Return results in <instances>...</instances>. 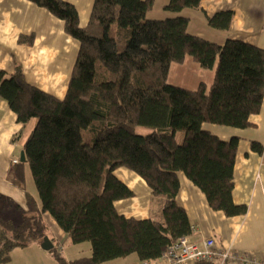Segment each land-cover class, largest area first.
Here are the masks:
<instances>
[{"label":"trees","instance_id":"trees-1","mask_svg":"<svg viewBox=\"0 0 264 264\" xmlns=\"http://www.w3.org/2000/svg\"><path fill=\"white\" fill-rule=\"evenodd\" d=\"M31 1L63 20L64 30L80 45L62 99L29 84L19 65L11 73L0 69V95L16 120L23 126L35 120L22 144L26 160L13 164L12 172L24 189L23 166H28L36 197L25 190L22 209L0 193V262L8 261L16 247L40 244L44 236L53 240L44 212L67 233L69 243L91 245L90 256L73 260L53 245L48 251L59 264H121L116 260L131 254L156 259L192 232L186 211L176 202L177 171L204 193L212 209L226 216L246 212V204L232 198L239 137L222 140L202 124L252 125L249 118L260 111L264 95L262 48L192 34L186 16L148 18L155 0H93L85 26L68 1ZM200 3L168 0L163 8L200 9ZM232 16L230 10L218 11L207 22L227 30ZM18 41L30 43L32 36L20 35ZM187 56L200 67H214L209 87L201 82L190 89L168 81L171 63ZM250 145L262 153L260 142ZM117 167L145 180L159 205L158 218L117 212L114 201L133 194L113 174Z\"/></svg>","mask_w":264,"mask_h":264},{"label":"crops","instance_id":"crops-1","mask_svg":"<svg viewBox=\"0 0 264 264\" xmlns=\"http://www.w3.org/2000/svg\"><path fill=\"white\" fill-rule=\"evenodd\" d=\"M65 1L75 5L79 24L85 26L93 0ZM167 2L168 0H155L147 17L163 19L186 16L187 31L192 34L219 44L227 38L240 39L264 50V0H201L200 9L186 7L177 12L165 10L163 6ZM225 10L233 12L227 30L208 24V16ZM20 35H31L32 41L19 42ZM79 45V41L64 30V21L46 8L31 0H0V69L5 72L11 73L19 65L29 84L62 99ZM188 59L191 58L186 57L184 62L189 61ZM171 67L172 64L170 70ZM204 76L203 73L199 74V83L207 84ZM249 120L252 125L245 128L207 122L202 124L203 129L222 140H228L232 136L239 137L233 168L232 198L237 204H246V212L226 216L222 211L212 209L204 193L182 171H177L179 190L176 202L184 208L192 226L189 235L191 240L200 242L214 237L216 243L224 249L264 256V95L260 111L251 115ZM34 124V119L25 126L19 123L16 114L0 95V193L22 209L26 208L25 190L36 198L35 188L27 165L23 166L24 189L14 182L12 167L20 162L23 141ZM18 134L19 137L13 142L12 137ZM253 140L263 145L261 154L252 150L250 144ZM14 157L18 158V162L12 161ZM113 174L133 193L130 197L114 201L119 214L136 219L159 217V205L152 201L151 189L142 177L126 167H117ZM5 208L6 211L11 210L10 206ZM42 217L53 239V245L66 260L91 255L89 242L69 243L67 233L49 212L42 213ZM138 261L135 254L116 260L121 264H136ZM0 264L59 263L40 244L32 243L12 249L9 260Z\"/></svg>","mask_w":264,"mask_h":264},{"label":"built area","instance_id":"built-area-1","mask_svg":"<svg viewBox=\"0 0 264 264\" xmlns=\"http://www.w3.org/2000/svg\"><path fill=\"white\" fill-rule=\"evenodd\" d=\"M12 161L18 162V158L14 157ZM197 261H210L214 264H264V256L224 249L216 243L214 237L197 242L191 240L189 235H183L168 245L156 259H142L136 264H192Z\"/></svg>","mask_w":264,"mask_h":264},{"label":"rangeland","instance_id":"rangeland-1","mask_svg":"<svg viewBox=\"0 0 264 264\" xmlns=\"http://www.w3.org/2000/svg\"><path fill=\"white\" fill-rule=\"evenodd\" d=\"M190 58L189 56H187ZM186 58V57H185ZM185 60V59H184ZM189 61H183L182 63L173 62L171 70H169L168 74V81L172 84L187 87L190 89L197 88L199 84V74L203 73L205 74V79L207 81L206 86L209 87L212 78L214 76V67L212 68H203L200 67L197 63L191 59H188ZM194 64V65H193ZM83 137L84 140L89 141L90 136L86 131H83ZM31 175V174H30ZM30 178H32L30 176ZM14 216L12 219L17 221V213L14 210L13 211Z\"/></svg>","mask_w":264,"mask_h":264},{"label":"water","instance_id":"water-1","mask_svg":"<svg viewBox=\"0 0 264 264\" xmlns=\"http://www.w3.org/2000/svg\"><path fill=\"white\" fill-rule=\"evenodd\" d=\"M19 159H20V162H25V153H24V150H21L20 151V154H19ZM40 246L44 249V250H49L53 247V243L52 241L50 240V238L48 236H44L41 243H40Z\"/></svg>","mask_w":264,"mask_h":264}]
</instances>
